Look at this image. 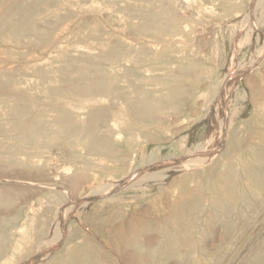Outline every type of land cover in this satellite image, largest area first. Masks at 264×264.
Returning a JSON list of instances; mask_svg holds the SVG:
<instances>
[{"label":"rangeland","instance_id":"374dc122","mask_svg":"<svg viewBox=\"0 0 264 264\" xmlns=\"http://www.w3.org/2000/svg\"><path fill=\"white\" fill-rule=\"evenodd\" d=\"M0 33V264H138L131 241L156 247L185 199L175 181L198 190L264 128V0H48ZM249 193L217 219L196 195L195 246L143 263L252 264L264 193Z\"/></svg>","mask_w":264,"mask_h":264},{"label":"bare ground","instance_id":"6f19581e","mask_svg":"<svg viewBox=\"0 0 264 264\" xmlns=\"http://www.w3.org/2000/svg\"><path fill=\"white\" fill-rule=\"evenodd\" d=\"M5 2H6V0L1 1V4L5 5V6L3 9V13H2V19H0V21H1L0 22V32L4 33V32L8 31L11 35H13L12 37H14V35L16 36L19 29L25 28V26L29 25V22L33 18V13L37 10H40L45 4H47L48 0H12L8 5H6ZM16 37H18V36H16ZM257 94L254 93V97H255V95H257L255 100H258L259 102L264 103V89L260 90L259 93H257ZM70 101H72V100H70ZM28 108H30V107H28ZM70 111H71V109H70ZM64 117H66V116L64 115ZM260 122L264 125V116H262V119ZM49 125H51V124H49ZM78 127H81V126H78ZM46 128H48V127H46ZM81 128H83V127H81ZM23 129L31 131L33 136H34L35 132L39 133L42 131L39 129L38 126L31 125V124L28 126L26 125ZM81 131H83V130H81ZM67 132H68V130H67ZM59 133H58V135L60 136L61 133L60 134ZM46 136H48V134H46ZM256 136H258L259 140H256L254 142L251 141L252 143L250 142V144L246 148L239 150L240 153L237 152V156H236L237 163H235L234 160H230L228 165H226L223 169L219 170L215 175L206 177V179H204L203 186L200 187L198 190L191 191L187 188V181L189 180L188 177H181L175 181V185L179 188V191H180V189L182 190V193L184 194L185 199H187V200L184 199L181 204L180 203L172 204L170 206L169 217L167 219H163L164 221L161 220L162 222L160 221L161 223L158 224L157 228L160 232L161 239L158 241V244L156 247H150L149 249L148 248L146 249V248L140 247L138 242H133L130 239H128V241L129 240L131 241L133 247H135V249L138 252L137 258H134V261H131V262H136L138 264H140L141 262L143 263V261H144L143 256H146V255H148L147 257L150 258L151 260H155L157 258V256L164 255L165 253L176 254L177 248H178L179 244L182 242V240L187 243L189 248L194 247L195 241L193 239L191 231H187L188 229L186 231L181 230V226H183L181 224L185 220H188L190 222L192 221V217L188 216V218H187V215L185 214L186 213L185 212V206L187 205L186 203H189V204L192 203L193 205H198L199 202L196 199V195H199V194L201 195V192L209 193V196L211 198V203L213 206V212L211 215L212 219H217L219 217H221V218L227 217V214H228L227 211H229L228 209H230L231 207H234L236 205V202L238 200L239 195H242V197H244L245 200H248L249 196L251 194V193H249V190L252 191V195H258L259 196L262 193H264V128L258 129L256 131ZM50 140H51V138H50ZM53 140H54V138H53ZM46 147H48V146H46ZM35 148L39 149L38 147H35ZM233 148H232V150L237 149V147H233ZM25 149H27V148H25ZM233 154H235V152H233ZM192 161H194V162H192ZM194 164H195V158H192V160H190V163L187 164V167L193 166ZM217 169H219V168H217ZM200 178H201V176H200ZM196 180H197V178H196ZM192 181H193V179H192ZM176 190H177V188H176ZM188 200H189V202H188ZM167 222H168V224H167ZM226 226L229 227L231 230L233 228L234 224H233V222L228 221ZM136 228H137V226H136ZM185 228H186V226H185ZM122 230H125V229H122ZM39 237H41V236H39ZM197 259L198 260H196V262L194 264H209L208 260L206 258H200V259L197 258ZM252 264H264V251H262V252L258 253V255H256V258Z\"/></svg>","mask_w":264,"mask_h":264}]
</instances>
